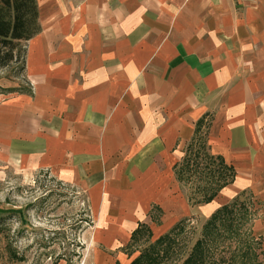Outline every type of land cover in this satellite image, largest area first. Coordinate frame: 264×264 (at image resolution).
Returning a JSON list of instances; mask_svg holds the SVG:
<instances>
[{"label":"crops","instance_id":"obj_1","mask_svg":"<svg viewBox=\"0 0 264 264\" xmlns=\"http://www.w3.org/2000/svg\"><path fill=\"white\" fill-rule=\"evenodd\" d=\"M35 4L31 93L0 96V162L83 191L85 264H128L137 227L154 240L243 191L264 199V0ZM197 125L235 176L191 204L174 170Z\"/></svg>","mask_w":264,"mask_h":264},{"label":"rangeland","instance_id":"obj_2","mask_svg":"<svg viewBox=\"0 0 264 264\" xmlns=\"http://www.w3.org/2000/svg\"><path fill=\"white\" fill-rule=\"evenodd\" d=\"M22 45L16 46L20 54ZM21 87L20 61L6 62L0 67V96ZM191 179L193 183H179L186 196L198 183L193 176ZM235 197L242 204L232 226L236 235L225 229L220 235L213 233L206 242L203 264H264V232L258 229L264 221V199L250 191ZM0 209L18 211L15 216L5 215L0 225V264H85L91 217L85 194L73 184L52 177L43 168L33 170L0 162ZM206 219L187 217L155 264H180L200 238ZM154 240L141 229L128 244L132 259Z\"/></svg>","mask_w":264,"mask_h":264},{"label":"trees","instance_id":"obj_3","mask_svg":"<svg viewBox=\"0 0 264 264\" xmlns=\"http://www.w3.org/2000/svg\"><path fill=\"white\" fill-rule=\"evenodd\" d=\"M39 30L35 0H0V67L9 61H20V69L24 87L17 90H9L14 93H31L29 82L24 75L25 42ZM23 42L21 54L16 46ZM204 134L200 132L198 125L195 127L193 137L186 145L184 155L174 170L175 179L180 182H192L195 178L193 193L187 195L191 204L209 202L216 193L230 183L235 171L217 155L208 154L205 150ZM242 206L234 197L230 202L217 207L201 226L200 238L192 244L188 254L180 264H203L206 257L207 239L214 233L220 235L225 229L228 234L237 232L234 224L238 218V208ZM245 210V209H243ZM18 211L13 209H0V225L6 216L16 215ZM186 218L176 222L167 232L157 237L147 248L138 253L128 264H155L162 255V248L171 246L174 237L183 228ZM236 221V222H234ZM221 230H216L217 227ZM144 227H137L131 234V239L136 237ZM144 230L147 229L144 228ZM236 235V233L234 234ZM214 264H218L215 261Z\"/></svg>","mask_w":264,"mask_h":264}]
</instances>
